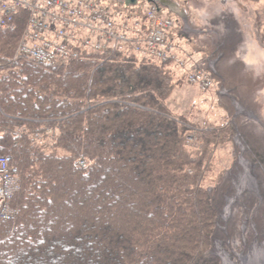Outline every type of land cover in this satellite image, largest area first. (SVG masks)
Listing matches in <instances>:
<instances>
[{
  "label": "trees",
  "instance_id": "16d2710c",
  "mask_svg": "<svg viewBox=\"0 0 264 264\" xmlns=\"http://www.w3.org/2000/svg\"><path fill=\"white\" fill-rule=\"evenodd\" d=\"M23 30L0 27V154L21 178L14 215L0 218V264H222L212 247L231 105L219 123L196 120L169 105L186 79L171 60L130 45L41 63L16 55Z\"/></svg>",
  "mask_w": 264,
  "mask_h": 264
},
{
  "label": "rangeland",
  "instance_id": "374dc122",
  "mask_svg": "<svg viewBox=\"0 0 264 264\" xmlns=\"http://www.w3.org/2000/svg\"><path fill=\"white\" fill-rule=\"evenodd\" d=\"M255 8L253 3L246 7L249 17L248 13L245 17L225 15L226 8L213 4L159 11L161 16L178 19L168 39L181 47L175 51L182 59H188L187 52L193 59L218 57L216 64L202 60L211 72L219 74L217 78L214 73L217 81L212 89L204 90L185 79L171 95L170 107L209 124L219 123L227 114L228 108L220 103L227 102L234 110L230 117L237 129L234 141L219 151L220 164L227 170L218 188L223 206L212 253L222 264H246L238 254L258 250L256 241L264 243V160L254 155L249 142L254 134L264 145V25L262 20L259 24ZM172 58L166 60L174 63ZM223 88L230 96L216 92ZM237 100L245 106L240 107ZM247 171L248 181L242 184V175ZM255 254L260 261L263 255L259 250Z\"/></svg>",
  "mask_w": 264,
  "mask_h": 264
},
{
  "label": "built area",
  "instance_id": "2783aa9c",
  "mask_svg": "<svg viewBox=\"0 0 264 264\" xmlns=\"http://www.w3.org/2000/svg\"><path fill=\"white\" fill-rule=\"evenodd\" d=\"M18 20L25 21V27L16 55L55 63L79 58L87 50H116L131 45L142 55L160 60L173 57L187 69V80L202 89L212 85L201 60L189 63L174 53V45L167 38L174 20L161 16L155 4L132 15L108 9L99 0H0V27L13 28ZM19 189L18 167L10 154H0V218L14 215L9 201Z\"/></svg>",
  "mask_w": 264,
  "mask_h": 264
},
{
  "label": "flooded vegetation",
  "instance_id": "af4514ba",
  "mask_svg": "<svg viewBox=\"0 0 264 264\" xmlns=\"http://www.w3.org/2000/svg\"><path fill=\"white\" fill-rule=\"evenodd\" d=\"M102 2L111 7H123V8H129V7L142 8L150 3H154L157 7L168 8V9H172L174 7L191 8L198 5L201 6V5L213 4L218 7L226 8L225 15L228 14L237 15V17L239 16L245 17L247 13H248L247 17H249L250 14L249 11L246 10V7H248L250 3H253L254 6L256 7L255 9H257L255 13L257 15V18L259 17V24H261V22L263 21L262 25H264V0H102ZM235 8L239 9L237 13H235L236 11L235 12L233 11ZM261 8H263V10H261ZM177 21L175 22V24L178 23Z\"/></svg>",
  "mask_w": 264,
  "mask_h": 264
},
{
  "label": "bare ground",
  "instance_id": "6f19581e",
  "mask_svg": "<svg viewBox=\"0 0 264 264\" xmlns=\"http://www.w3.org/2000/svg\"><path fill=\"white\" fill-rule=\"evenodd\" d=\"M99 2L101 3V4H103L105 7H106V4H104L103 2H102V0H99ZM236 104H238V105H241L240 107H244L245 105L244 104H242L240 101H236L235 102ZM242 161L244 162V163H247V161L246 160H244V159H242ZM248 171H247V173H245L244 175H242V179H241V181H242V184L244 183H246L247 181H248ZM229 210V207L227 208V211ZM227 218V217H226ZM255 245H257L258 246V250H259V252L261 253V257H262V255H263V257L262 258H260L261 260L259 261L258 260V257H257V255L255 254V252L257 253L258 252V250L257 249H255V250H252L251 251V253H249V254H238V256L239 257H241V259L243 260V262L244 263H246V264H254V261L256 262H261V264H264V243H258L257 241L255 242ZM222 252V254L223 253H226L225 251H221ZM228 254V253H227ZM227 254H226V256H227ZM225 256V257H226ZM232 262V261H231Z\"/></svg>",
  "mask_w": 264,
  "mask_h": 264
}]
</instances>
